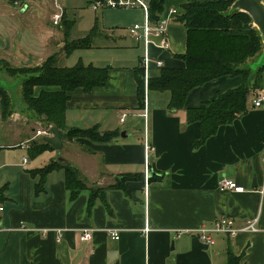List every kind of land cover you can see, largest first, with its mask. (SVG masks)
I'll return each instance as SVG.
<instances>
[{
  "label": "crops",
  "instance_id": "crops-1",
  "mask_svg": "<svg viewBox=\"0 0 264 264\" xmlns=\"http://www.w3.org/2000/svg\"><path fill=\"white\" fill-rule=\"evenodd\" d=\"M27 1L0 0V16H6L11 8L25 15L29 10ZM186 2L180 5V14ZM57 8L58 13L48 16L54 23V16L61 13L58 25L64 29L65 20H69L67 10L59 3ZM130 10L139 12L125 29L100 26V18L96 17L93 46L82 49L109 50V59H98L106 66L89 62L109 67L107 84L91 91L78 88L67 101V126L109 132L113 135L109 142L88 137L65 139L63 135L59 153L47 147L31 156L33 140L47 136L36 135V130L47 128L37 117L26 123L41 127L32 128L34 134L26 128L29 133H24L25 139L19 143L3 142L0 136V205L4 206L1 220L7 229L0 233V264H228L229 251L239 257L240 264H264V195L259 192L264 183V105L254 108L252 103L258 91L249 94L246 113L221 126L199 148L193 142L200 137L201 124L187 123V109L200 107L219 93L237 88L242 84L240 76L218 78L192 89L185 108L175 113L169 112V91L147 90L145 121V102L141 108L137 82L145 42L137 41L129 31L136 24H144L145 14L140 8ZM169 10L164 13L169 21V48L161 47L160 39L152 36L149 78L160 76L164 69L186 67L178 55L187 51V29ZM101 11L103 16L108 9ZM69 21L72 28L73 20ZM51 39L65 45L63 30L60 38ZM4 42L10 43L0 34V43ZM17 48L15 44L11 53L3 52L27 66L47 60ZM131 48H137V56ZM262 53L264 49L247 67H261ZM55 54L60 60L65 58L64 51ZM260 57L262 62H257ZM157 60H162L163 67L157 66ZM59 89L36 87L35 95ZM123 114L127 115L125 123L121 122ZM146 129L153 146L148 163ZM53 162L76 169L88 188L71 200L63 167L43 176L42 169ZM149 170L155 174L147 179ZM123 175L132 176L124 183L129 194L113 186ZM222 178L236 181L246 191L219 190ZM221 216L232 217L237 228L259 216L260 231H242L235 237L212 234L215 244L203 243L198 230L203 226L212 228ZM91 229L93 239L81 242L80 232ZM116 231L120 233L119 240L112 237Z\"/></svg>",
  "mask_w": 264,
  "mask_h": 264
},
{
  "label": "trees",
  "instance_id": "trees-1",
  "mask_svg": "<svg viewBox=\"0 0 264 264\" xmlns=\"http://www.w3.org/2000/svg\"><path fill=\"white\" fill-rule=\"evenodd\" d=\"M149 1L152 18L157 20L165 11L166 0ZM235 1L188 0L181 6L183 12L176 17V21L187 29V51L178 55L185 60L186 67L164 69L160 76L149 78L147 82L143 65L137 69L140 107L144 106L147 88L169 91L170 113L184 109L189 93L198 86L227 76L242 78V84L237 88L219 93L217 98L200 107L187 109V123L201 124L200 137L193 142L195 148L203 146L221 126L234 122L246 113L249 94L254 88L264 87V64L256 72L247 67L251 59L264 49L261 34L247 13L232 10ZM70 23L71 21L65 20L63 29L66 55H71L76 49L92 47L96 28L83 38L72 39ZM58 60V55L54 54L37 68L8 67L7 70L10 73L22 72L28 75L23 80V100L30 110L45 120L46 130L56 127L64 132L65 139L88 137L96 142H109L113 137L109 132H100L98 128L81 129L66 125L67 101L70 94L78 88L91 91L105 86L109 77V67L85 65L83 62L69 67L60 64ZM44 86H58L60 89L43 91L36 96L35 88ZM10 104L11 97L4 88L0 87V106L6 115L3 114L4 118L9 117L8 115L13 112L11 110L9 112ZM32 144L31 156H35L47 147L54 148L42 139L33 140ZM59 166L65 169L66 186L73 200L81 191L88 188L87 184L76 169L62 166L60 162L45 166L42 169L43 176ZM131 177V175H123L117 178L118 181L113 186L129 194L124 183ZM136 177L141 176L136 175ZM96 191L94 189L93 193ZM228 264H240L239 257L232 251L228 252Z\"/></svg>",
  "mask_w": 264,
  "mask_h": 264
},
{
  "label": "rangeland",
  "instance_id": "rangeland-1",
  "mask_svg": "<svg viewBox=\"0 0 264 264\" xmlns=\"http://www.w3.org/2000/svg\"><path fill=\"white\" fill-rule=\"evenodd\" d=\"M58 3L66 8L69 20H73L71 33L74 38H79L91 32L96 25L97 16L100 18V26H103V24L117 25L118 27H123L121 29H125L124 27L128 26V22L139 12L137 10L126 8L116 10L108 9V11L102 16L101 10L94 11L92 9L90 6V0H29L25 4L27 6L29 5V10L25 15H20L16 9L11 8L12 10L8 12L6 16H0V34L10 42L9 44L5 42L0 43V87L4 88L11 97L9 112L10 110L13 111L11 115H8L7 113L9 117L4 118L6 115L2 112L0 106V136H2L1 141L3 142L10 141L17 144L25 139L24 133H29L26 128H29L32 132V128H35L36 130L41 127L38 124L33 125V122L26 123V121H29L30 119L33 120L36 116L39 118L34 111L27 107L23 100V80L28 75L23 74L22 72L10 73L7 68H37L43 63L37 64V62H35L32 63V66L22 65L15 60L13 55L11 57V55L4 53L3 50L11 53V46L16 44L18 50H23L24 52L30 50L31 54L43 59H47L58 51H64L65 45L63 42L59 39L57 41H52L51 39L54 37L60 38V31L63 30L62 26L55 25L53 23V18L51 19L53 14L59 12L57 8ZM182 3L183 0H166L165 9L169 10L174 7L179 10ZM17 40H19L20 43L18 42L14 44ZM127 40L129 41L130 39L127 38ZM129 44H131V40L129 41ZM1 45L3 48H1ZM133 50L137 52V56L139 51H137V48H134ZM108 53L109 50L107 48H95L90 50L76 49L69 57H67L64 51L65 58L62 60L59 59L58 61L60 64H66L69 67L76 66L80 62H83L84 64L94 63L95 65L99 64L106 66V63H99L98 59L106 61V59H109L107 57ZM130 54L135 55L133 52ZM130 54L128 55L131 56ZM263 54L264 53H262V55ZM8 56L12 60L8 59ZM19 56L23 57L21 55ZM90 61L92 63H89ZM256 61L262 62V57L259 59L257 58ZM249 69L253 70V72L257 71L253 66L249 67ZM254 90L261 91L264 90V87H257L254 88ZM3 114L5 116H3ZM39 120L42 121L43 126H46L44 119L39 118ZM32 133L34 134V132ZM16 150L20 151L21 148H16ZM19 161L20 160H18V162ZM2 172L3 171L0 170V174ZM117 181L118 179L116 182Z\"/></svg>",
  "mask_w": 264,
  "mask_h": 264
},
{
  "label": "built area",
  "instance_id": "built-area-1",
  "mask_svg": "<svg viewBox=\"0 0 264 264\" xmlns=\"http://www.w3.org/2000/svg\"><path fill=\"white\" fill-rule=\"evenodd\" d=\"M90 6L94 11L105 10V9H137L140 8L144 11L145 14V22L143 25L136 24L129 29L132 36L137 40L141 41L144 40L145 42V50L142 57V65L144 67V75L146 82L148 81L149 77V68H150V60L149 57V46L152 43V36H156L160 39V46L163 48H169V41L167 36V27H168V18L164 16V13L159 17V19L155 20L152 18L151 8H150V1L149 0H90ZM169 13L173 16H178L179 10L172 7L169 10ZM62 18V14H56L54 16V23L59 24ZM156 64L158 67H163L162 60H157ZM149 90L148 88L146 91ZM253 106L254 108H260L264 105V90L258 91L256 96L253 99ZM126 114H123L121 118V122L125 123L126 121ZM143 117L145 121L148 118V104L146 102V95H145V106L143 109ZM37 136L41 135H53L50 130H42L38 129L35 131ZM144 144L145 150L147 155V163L148 157L151 155L153 151V146L151 144V140L149 138V133L147 129L145 130L144 134ZM25 147L29 148V145H25ZM24 161L27 162L28 159L25 157ZM149 172H147L146 178H149ZM219 190L221 191H235V192H245L246 188L244 186L239 185L236 181L230 180L227 178H222L219 182ZM1 191V189H0ZM259 192L264 195V183L259 188ZM4 212V206L0 205V233L6 231L7 229L4 228V225L1 220V214ZM259 216L249 220L247 225L243 228H237L235 226V220L230 216H221L215 221V224L212 228H207L203 226L198 230V234L200 239L203 243L207 245L215 244V239L212 234H225L226 236L235 237L242 231H250V232H257L260 231L258 227ZM149 231V227L146 228ZM94 230H83L79 234V239L81 242H89L93 239ZM112 237L116 240L120 239L119 232H113Z\"/></svg>",
  "mask_w": 264,
  "mask_h": 264
},
{
  "label": "water",
  "instance_id": "water-1",
  "mask_svg": "<svg viewBox=\"0 0 264 264\" xmlns=\"http://www.w3.org/2000/svg\"><path fill=\"white\" fill-rule=\"evenodd\" d=\"M232 10L245 12L252 18L253 25L258 28L264 44V0H236L232 5ZM51 133L53 135L44 137V141L51 144L59 153L63 148L64 132L52 127ZM122 136L125 137L126 132H123ZM154 174V170H150L149 177Z\"/></svg>",
  "mask_w": 264,
  "mask_h": 264
}]
</instances>
